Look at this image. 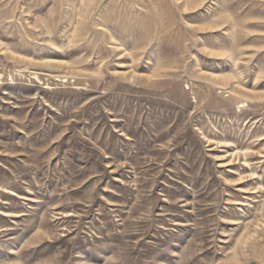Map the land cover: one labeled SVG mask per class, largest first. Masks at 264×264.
<instances>
[{"label":"rangeland","instance_id":"1","mask_svg":"<svg viewBox=\"0 0 264 264\" xmlns=\"http://www.w3.org/2000/svg\"><path fill=\"white\" fill-rule=\"evenodd\" d=\"M0 264H264V0H0Z\"/></svg>","mask_w":264,"mask_h":264}]
</instances>
